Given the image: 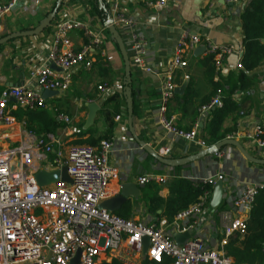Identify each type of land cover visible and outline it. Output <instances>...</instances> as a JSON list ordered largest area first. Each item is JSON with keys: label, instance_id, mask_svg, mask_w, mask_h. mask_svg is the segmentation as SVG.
I'll return each instance as SVG.
<instances>
[{"label": "built area", "instance_id": "2783aa9c", "mask_svg": "<svg viewBox=\"0 0 264 264\" xmlns=\"http://www.w3.org/2000/svg\"><path fill=\"white\" fill-rule=\"evenodd\" d=\"M141 3L148 9H160L167 0H130ZM242 0H224L228 5H237ZM17 0H0V19L7 15ZM110 18L118 31L130 66L156 76L160 81V100L157 119L161 128L172 137L193 143L202 149L208 146L198 137V127L182 131L175 127L174 118L168 114L169 104L174 98V73L185 69V57L196 48L212 56L219 68L221 61L233 53L232 47L216 46L210 39L185 33L176 43L167 65L161 72L155 71L154 58L146 46L134 19L126 17L119 10L118 0H113ZM82 33L83 44L76 49L70 32ZM2 26L0 25V33ZM104 44L100 32L75 19L59 21L52 38V45L45 63L30 73L28 85H16L0 92V264H71L79 251L78 264H161L164 258L171 264H238L227 256L223 249L228 239L235 234L242 235L251 210L254 196L264 183H248L236 197L229 201L239 217L222 226V238L217 247H211L206 233L198 230V223L205 211L210 192H205L186 211L177 214L171 223L164 219L145 224L134 220H123L99 208L101 202L114 195L110 182L118 179V170L112 169L107 155L112 148L110 141H100L93 147L87 144L68 145L65 149L55 135L36 136L24 130L11 114L17 109L33 110L46 108L41 97L43 91L65 94L71 85L70 73L77 69L90 70L95 56ZM53 65L60 71L50 68ZM185 81L188 77L185 76ZM100 93L109 90L107 84L97 87ZM13 99V101H10ZM11 104V105H10ZM221 107V93L217 91L207 105L198 112V120L204 123L210 111ZM58 122L69 124V118L55 112ZM116 121L119 117L115 118ZM20 127V140L10 142V132ZM263 127L257 125L246 134L247 140L264 151V141L259 137ZM227 139H234L229 135ZM160 156H167L169 150L161 146ZM263 155V153H261ZM222 148L213 156L225 157ZM261 155V156H262ZM67 168L71 183L58 181L39 187L34 175L39 171L51 172ZM173 176V174H172ZM195 182L214 185L221 176L207 179L193 178ZM155 181L163 184V177H141L139 186ZM213 229L214 226H212ZM189 234V238L176 244L174 236ZM148 240V249L141 256L142 241Z\"/></svg>", "mask_w": 264, "mask_h": 264}, {"label": "crops", "instance_id": "0c3cea01", "mask_svg": "<svg viewBox=\"0 0 264 264\" xmlns=\"http://www.w3.org/2000/svg\"><path fill=\"white\" fill-rule=\"evenodd\" d=\"M249 1L242 0L237 5H228L224 0H167L164 7L156 10L145 8L141 3L130 0H118L120 12L134 19L137 30L145 42H149L150 48L147 49L154 58L156 72L165 69L176 43L185 33L208 38L216 46L233 48V53L224 57L219 68L214 65L212 56L196 48L198 51L195 49L185 57L187 67L175 71L176 88L185 84L182 94H175L168 108V114L174 118L177 129L187 132L197 125L198 137H203V124L197 118L199 107L205 103L208 104L210 98L214 96L215 85L219 84L223 89H228L227 77L236 75L241 69L239 60L242 53L243 34L239 15ZM56 2L57 0H17L12 10L0 19L2 26L0 39L10 34L35 29L52 11ZM112 2L113 0H62L54 19L39 35L15 38L1 45L0 90L16 85H28L37 90L35 84L29 80L30 73L45 63L52 45L54 30L59 21L75 19L100 32L104 44L95 56L91 69L73 70L70 73L69 90L63 95L46 100L47 108L53 112H61L70 120L69 124H63L64 127L55 135L64 149L68 145H74L82 130L92 127L94 136L103 135L107 128L104 111L107 109L111 111L112 107L117 110V114L112 119L113 131L110 138L112 148L107 155V162L112 169L118 170V179L110 182L114 195L107 200L116 197L120 186L125 183L136 185L139 194L136 200L128 198L117 210L108 212L118 213L126 203H130V217L127 220L150 224L160 219L148 214L147 204L142 199V190L146 185L156 182L152 181L145 186H139L137 180L141 177H163L165 182L158 184L161 186L158 195L165 199L168 196L167 181L174 174L173 170L176 167L161 164L147 154L128 130L126 103L122 95V64L119 63L115 50L110 46V36L104 27L106 19L111 15ZM100 12L106 15L104 21L101 19ZM105 33L109 38L105 36ZM69 36L73 46L76 49L81 48L84 42L82 33L72 31ZM98 57L101 59L99 62ZM130 69L132 125L138 141L158 155L159 148L166 147L169 154L161 157L168 160L190 157L204 150L193 143L168 135L161 128L157 119L160 100L159 79L132 66ZM185 76L188 77L187 81ZM247 76L253 84L251 92L249 94L238 92L234 96V99L239 102L238 115L240 116L230 115L224 121L223 128L228 129L234 126L233 118H236L234 140L240 143L250 156L264 159V151L260 152L256 145L245 137L257 125L264 126V64L247 73ZM102 84L108 85L109 90L105 93L97 90V87ZM187 89L190 96L188 100H185L183 96ZM112 97H114L113 102L106 104L107 99ZM188 101L189 105L183 108ZM87 103L96 104L99 110L93 124L85 129ZM194 113L196 115L193 117ZM116 117H119L118 121L115 120ZM4 131L0 127V133ZM20 131V127H15L10 132L11 143L20 140ZM224 152L226 155L221 159L211 155L181 166L180 170V176L192 182H195L192 175L202 179L221 176L223 179L224 196L219 205L220 207L224 204L223 209L210 208L211 191L208 205L198 223V230L206 233L212 248L217 247L222 238L223 224L239 217L230 207V199L239 195L245 184L264 183V166L248 163L232 147H225Z\"/></svg>", "mask_w": 264, "mask_h": 264}, {"label": "trees", "instance_id": "16d2710c", "mask_svg": "<svg viewBox=\"0 0 264 264\" xmlns=\"http://www.w3.org/2000/svg\"><path fill=\"white\" fill-rule=\"evenodd\" d=\"M100 13L101 19L104 21L106 15ZM239 18L243 34L242 53L239 60L241 69L238 70L236 75L227 77L226 85H228V89H223L219 84L215 85V94L217 91L221 93V107L210 111L208 118L202 123L203 137L200 138L208 147L233 134L236 118H233L234 126L228 129L223 128V123L230 115L240 116L238 115L239 102L234 99V96L238 92L245 94L251 92L253 84L247 73L264 64V0H250L240 13ZM99 61H101L100 57H98ZM189 96L190 92L187 89L183 98L188 100ZM113 98L107 99L106 104L113 102ZM189 103V101L186 102L183 108L187 107ZM204 105H201L199 109ZM116 114L117 110H114V107L111 108V111L105 110L104 120L107 123L105 133L98 137L93 135L92 127L82 130L74 144L96 146L102 139L110 141L113 131L112 119ZM195 115L196 113L193 114V117ZM12 116L18 122H23L25 131L36 136L56 135L57 131L64 127L63 123L57 121L55 112L47 107H38L33 110L17 109L13 111ZM84 137L86 138L83 139ZM259 139L264 141V126ZM180 170L181 167L174 168L173 176L167 181V198L162 199L158 195L161 186L156 183H150L142 190V199L147 204L148 214L152 217L164 219L171 223L177 214L194 205L205 192L211 193L213 185L184 179L180 176ZM223 207L224 204L217 210H222ZM130 209V203H126L122 210L114 215L127 220L130 217ZM223 251L238 264H264V188L259 189L254 196L247 217L245 232L242 235L235 234L229 238ZM146 263V261H143V264ZM111 264L121 263L113 261ZM161 264H171V260L164 258Z\"/></svg>", "mask_w": 264, "mask_h": 264}, {"label": "water", "instance_id": "95a60500", "mask_svg": "<svg viewBox=\"0 0 264 264\" xmlns=\"http://www.w3.org/2000/svg\"><path fill=\"white\" fill-rule=\"evenodd\" d=\"M62 0H57L55 7L52 9V11L42 20V22L33 30L27 31V32H20V33H14L10 34L8 36H5L0 39V46L7 43L8 41L19 38V37H32L39 35L43 30H45L51 23V21L54 19L58 8L60 7ZM104 27L108 31V34L110 36V39L115 43L121 59L123 63V91L122 95L126 103V112H127V126L130 134L132 135L133 139L138 143V145L149 155L154 157L159 163L170 166L172 168L174 167H181L184 165H188L198 159L208 157L211 155H214L218 153L222 148L225 147H232L234 148L245 161L248 163L258 165V166H264V159H257L252 156H250L245 149L242 147L240 143L235 141L234 139H224L215 145L209 146L208 148L200 151L196 155L185 157L179 160H168L164 159L157 153H155L152 149H150L148 146H146L144 143L138 141L134 134L133 125H132V98H131V69H130V63L128 59V55L126 53V50L124 48L122 39L118 33V31L115 29V27L112 25V20L110 17H108L104 23ZM147 48H150V44L147 41L146 42ZM200 51H204L202 47L197 48ZM196 49V50H197ZM197 50V51H198ZM50 68L55 71H60V69L55 68L53 65H50ZM185 88V84H183L180 87L175 88L174 94L181 95L183 90ZM58 95L57 92L54 91H43L41 94V97L44 100H48L50 98L56 97ZM10 101H13L11 99ZM87 117L84 128H88L93 124L95 115L97 111L99 110L98 106L94 103H87ZM34 181L39 187H45L52 184H55L58 181H63L67 183H71L68 175H67V168L62 167L61 169L54 170L51 172H45V171H39L34 175ZM139 194V190L136 185L132 183H125L120 186L119 194L110 199L105 200L104 202L100 203L99 208L104 209L106 211L113 212L117 210L122 203H124L128 198L137 199ZM224 196V186L223 181L216 180V182L213 185L211 198L209 202V206L212 209H216L219 207L223 200ZM189 238V234H181V235H175V243L181 244L184 240ZM148 249V240L146 238L142 241V251L141 256L144 257L146 255V251ZM80 252L78 251L74 260L71 264H78V258H79Z\"/></svg>", "mask_w": 264, "mask_h": 264}, {"label": "rangeland", "instance_id": "374dc122", "mask_svg": "<svg viewBox=\"0 0 264 264\" xmlns=\"http://www.w3.org/2000/svg\"><path fill=\"white\" fill-rule=\"evenodd\" d=\"M105 36H106V33H105ZM106 37L109 38V36H106ZM109 41H110V46L115 50V55H116L117 60L119 61V63L122 64V72H123V63H122V59H121L120 53H119V51H118V49H117L115 43H114L112 40H110V39H109ZM54 103H57V102L54 101ZM93 147H95V146H93ZM260 167H261V166H260ZM190 175H191V174H190ZM192 177H193V178H199V177H197V175H194V176L192 175Z\"/></svg>", "mask_w": 264, "mask_h": 264}]
</instances>
